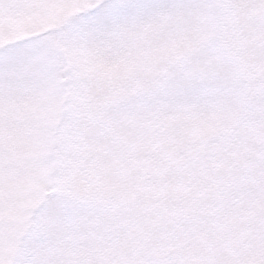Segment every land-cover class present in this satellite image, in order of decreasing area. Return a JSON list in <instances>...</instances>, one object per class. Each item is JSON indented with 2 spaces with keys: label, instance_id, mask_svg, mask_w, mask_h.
Masks as SVG:
<instances>
[{
  "label": "snow or ice",
  "instance_id": "6c2138e0",
  "mask_svg": "<svg viewBox=\"0 0 264 264\" xmlns=\"http://www.w3.org/2000/svg\"><path fill=\"white\" fill-rule=\"evenodd\" d=\"M0 264H264V0H0Z\"/></svg>",
  "mask_w": 264,
  "mask_h": 264
}]
</instances>
